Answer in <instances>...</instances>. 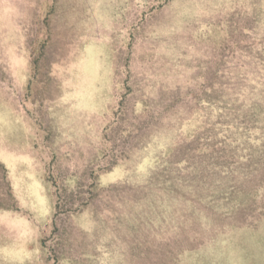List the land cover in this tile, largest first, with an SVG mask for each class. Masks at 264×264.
I'll return each mask as SVG.
<instances>
[{
    "label": "rangeland",
    "instance_id": "1",
    "mask_svg": "<svg viewBox=\"0 0 264 264\" xmlns=\"http://www.w3.org/2000/svg\"><path fill=\"white\" fill-rule=\"evenodd\" d=\"M263 46L264 0H0V264H264V161L227 213L154 173Z\"/></svg>",
    "mask_w": 264,
    "mask_h": 264
},
{
    "label": "trees",
    "instance_id": "2",
    "mask_svg": "<svg viewBox=\"0 0 264 264\" xmlns=\"http://www.w3.org/2000/svg\"><path fill=\"white\" fill-rule=\"evenodd\" d=\"M222 86H226L225 91ZM249 94H254V90ZM255 95L256 99H250L245 89L238 90L225 83L217 90L212 87L204 92L201 97L207 106L204 119L189 134V139L170 146L154 171L169 200L193 198L222 213L228 212L225 209L235 212L245 207L248 195L243 189L244 182L264 161V90L259 89ZM89 188L90 199L81 205L94 207L97 185L91 183ZM0 209H17L2 162ZM57 209L59 205L55 202ZM128 221L138 223L137 219ZM163 221L155 217L147 222Z\"/></svg>",
    "mask_w": 264,
    "mask_h": 264
}]
</instances>
